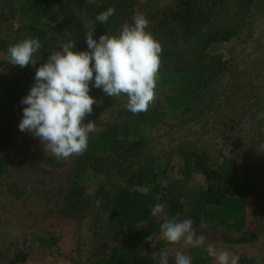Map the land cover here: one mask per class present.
<instances>
[{"label": "trees", "instance_id": "obj_1", "mask_svg": "<svg viewBox=\"0 0 264 264\" xmlns=\"http://www.w3.org/2000/svg\"><path fill=\"white\" fill-rule=\"evenodd\" d=\"M109 7L115 9L114 15L101 24L96 16ZM17 13L30 18L29 37L39 38L42 45L33 55L35 65L23 68L6 61L9 46L20 41L8 44L3 40ZM137 13L149 21L146 31L162 47L157 91L174 84L176 88L147 112L136 114L131 124L96 136L89 134L86 152L76 156L68 174L62 214L78 222L106 215L111 229L119 232L122 245L112 246L106 256L92 264H157L152 243L163 219L153 217L151 211L155 204L163 203L156 195L163 189L152 161L140 162L135 155L150 127L175 115L190 127L197 126L200 145L212 128L223 129L231 151L212 156L207 144L202 149L181 144L177 172L187 178L197 173L204 185L187 209L176 199H166L164 216L178 214L179 220L191 218L195 227L208 223L219 227L225 244L254 243L264 227V186L259 206L248 214L251 181L243 173L264 171V160L251 166L242 156L252 148L258 149L255 153L264 149V119L258 118L264 112V0H165L161 5L141 0H0V61L13 67L10 74L0 72V175L6 167L7 149L14 143V113L22 110L21 100L34 83L35 71L51 51L68 42L76 43L74 51H86V31L94 27L97 41L101 35H118L122 25L131 24ZM216 43H233L240 49L225 58L221 53L208 52ZM89 95L103 101L96 106L108 115L113 114V102L127 98L122 94L112 99L96 88ZM131 132L136 139L129 140ZM229 132H233L231 138L226 137ZM112 174L137 187L151 185L152 191L122 186L110 189L101 183L93 193L87 192L86 186L98 175ZM152 233L151 243H146ZM34 239L44 247L56 242L54 238ZM190 256L192 264H212L204 248H194ZM239 258L238 264H255L248 257ZM25 260V253L13 254L7 264H24Z\"/></svg>", "mask_w": 264, "mask_h": 264}, {"label": "rangeland", "instance_id": "obj_2", "mask_svg": "<svg viewBox=\"0 0 264 264\" xmlns=\"http://www.w3.org/2000/svg\"><path fill=\"white\" fill-rule=\"evenodd\" d=\"M141 1L161 5L165 0ZM29 21V17L21 13L15 14L3 40L11 44L28 38ZM239 49L240 46L233 43H216L210 46L208 52L221 53L225 58H229ZM12 69V66L0 61V72L10 74ZM175 88L174 84L165 87L162 91H157L156 98L149 108L162 102L164 97ZM126 104L127 98L113 102L111 115L101 113L98 107L93 105V113L83 122L96 123L95 131L90 135L96 136L109 128L121 129L126 123L131 124L136 114H130ZM14 114L16 117L13 125L14 143L7 149L6 167L0 175V262L7 264L13 254L25 253L24 264H92L97 258L106 256L112 246L122 245V237L119 232L111 229L106 215L99 218L98 214L97 217H86L83 222H78L62 214V193L68 187L67 177L77 155L65 159L57 158L47 150L45 151L43 144L37 138L19 130L18 125L23 117V108ZM179 119L171 115L167 120L152 125L144 135L143 146L136 153L135 160L152 161L155 172L158 173L156 180L163 189L156 194L157 196L162 197L164 201L176 199L183 209H187L188 203L194 201L204 183L197 173L187 178L177 172V166L180 165V158L177 156L179 146L191 144L195 149L197 147L202 149L207 144L210 146H208L209 153L212 156H224L231 150L227 147L223 129L219 131L212 128L208 134L210 136L204 138L200 145L196 135L197 126L190 127ZM232 136L233 132L226 134L228 138ZM128 138L136 139L133 132ZM255 150L258 149L252 148L250 152L242 156L243 160L251 163V166H254V161L262 158L264 160V149H260L257 153ZM47 158L53 159L54 162H48ZM238 159H241V156ZM124 165L125 163L121 167L123 168ZM243 176H247L251 181V188L247 194L249 214L259 206L260 195L263 193L264 171H254L251 175L243 173ZM101 183L106 184L110 189L122 186L145 193L152 191L151 185L137 187L125 177L112 174L98 175L86 186L87 192L93 193ZM164 201L162 204L165 206V213L167 204ZM164 213L157 216L159 220L163 219ZM193 228L197 235L202 234L206 237L205 246L199 248L212 244L217 251L226 250L232 256H245L255 264H264V227L254 243L244 245L223 243L221 240L223 230L216 226L212 228L210 223L193 226ZM34 237L46 240L54 238L56 242L54 246L44 247L40 246ZM162 248H167L170 252L169 264H174L176 251L190 256V252L194 249L184 248L182 243L167 245L158 235L152 243V253L157 264L160 262L158 253ZM210 258L212 264H216L214 258Z\"/></svg>", "mask_w": 264, "mask_h": 264}, {"label": "clouds", "instance_id": "obj_3", "mask_svg": "<svg viewBox=\"0 0 264 264\" xmlns=\"http://www.w3.org/2000/svg\"><path fill=\"white\" fill-rule=\"evenodd\" d=\"M114 12L109 7L96 20L106 23ZM148 24L146 17L137 13L131 24L122 25L118 35H101L97 41L93 38L94 27L86 31V51H74L76 43L73 42L51 51L47 61L36 69L34 83L21 100L26 107H23L19 130L37 138L45 151L67 159L83 155L88 148L89 134L95 131V122L83 123L93 113V105L103 103L89 95L92 88L101 89L112 99L126 95V107L134 115L147 112L156 98L162 54L160 43L146 31ZM41 47L39 38H25L9 46L6 61L21 68L35 65L33 55ZM258 118L264 119V112ZM164 207L155 204L151 215L161 216ZM154 235L145 242L151 243ZM159 238L170 246L182 243L184 248L203 247L206 242L204 235L196 234L193 220H179L178 214L163 217ZM204 251L216 264H238L240 259L226 250L217 251L212 244L204 247ZM158 255L159 264H169L167 248H162ZM174 264H192V258L176 251Z\"/></svg>", "mask_w": 264, "mask_h": 264}]
</instances>
